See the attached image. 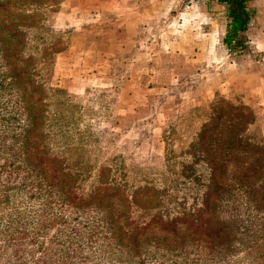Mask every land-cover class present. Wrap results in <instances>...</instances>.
I'll return each instance as SVG.
<instances>
[{
	"label": "trees",
	"instance_id": "obj_1",
	"mask_svg": "<svg viewBox=\"0 0 264 264\" xmlns=\"http://www.w3.org/2000/svg\"><path fill=\"white\" fill-rule=\"evenodd\" d=\"M39 1L0 0V149L24 159L32 168L21 164L17 169L37 171L40 186L50 190L49 198L54 195L64 203L76 198L67 185L77 180L73 175L82 177L99 166L100 185L80 201L99 205L94 209L101 219L86 227L73 226L70 235L89 240L102 235L109 245L129 248L127 252L144 238L151 241L152 251L145 253L141 264L148 258L155 264H180L190 262L191 256L195 263H226L231 246L245 245L248 255L256 254L249 261L264 262V253L252 250L260 240L264 242V137L254 140L238 129L239 139L234 130L223 127L225 113L218 112L216 122H205L190 141L191 161L177 162L171 140L176 131L170 129L165 162L167 167L180 168L168 170L176 179L166 178L163 189L151 183L131 191L127 183L114 182L112 177L127 170L121 156L101 163L99 156H106L101 138L90 141L95 133L89 127L81 129L83 121L74 128L73 118L61 110L57 117L53 113L56 95L64 94L52 87L54 69L58 58L74 47L75 37L49 26L65 0ZM207 1L225 9L223 45L228 53H245V33L254 19L249 6L254 0ZM89 49V55L82 53L85 58L93 50L96 53L91 45ZM84 64L96 73V60ZM63 98L58 105L70 107L68 98ZM115 100L119 102L118 94ZM54 146L59 147L57 152ZM48 255L44 262L56 264Z\"/></svg>",
	"mask_w": 264,
	"mask_h": 264
},
{
	"label": "rangeland",
	"instance_id": "obj_2",
	"mask_svg": "<svg viewBox=\"0 0 264 264\" xmlns=\"http://www.w3.org/2000/svg\"><path fill=\"white\" fill-rule=\"evenodd\" d=\"M44 1L39 2L44 4ZM48 1L59 2V0ZM164 1L148 0L145 5L140 3V6L134 3L123 4L122 8L126 11L144 10L143 15L133 17V26L129 25L137 31L135 34L126 32L127 24L123 17L114 12H108L111 14L103 15L100 19L94 15L79 18L78 15L71 14L69 7L80 9L81 6H92L91 3L86 2L75 4L74 1L65 0L64 10L49 21V26L54 30L70 31L75 37L74 47L68 55L58 58L54 69L52 87L62 90L64 94L56 95L57 100L52 107L53 113L57 117L61 110L73 118L74 128L83 121L81 129L86 130L89 127L95 133L90 141L101 138L100 146L106 153V156H99L98 161L100 160L101 163L117 155L121 156L127 170H121V173L112 178H115L114 182L127 183L131 191L151 183L163 189L166 178L176 179L175 175L168 173V170L176 172L180 167L175 165L167 167L165 162L167 140H169L166 135L170 129L176 131L171 140L174 141V156L178 163L191 161V156L187 155L190 141L205 122L210 125L216 122L218 112L225 113L226 122L223 127H228L236 133L238 129L240 132L245 130V134L247 132V135L254 140L263 138L264 117L258 115L252 106L246 103L245 96L236 89L228 92L224 90L227 88L225 86L224 89L217 90L215 94L211 93L208 96L210 98L200 96L191 98V92L186 89L185 83L194 84L195 81L183 78L184 80H175L174 86L169 84L170 86L166 87L168 91L163 90L161 96L157 95V98H154V93L145 88L144 82L145 86L140 93L144 104L132 111H127L120 100L117 102L115 99L123 86L133 88L136 82L132 81L128 75L116 79L109 76L105 79L108 83L95 78V75L88 71L84 62L85 60L90 62L91 57L84 58L82 53L90 54L89 46L98 41L99 35H102V31L107 27L114 30L111 35L117 31L116 34L123 42L126 39L135 40L137 51H155L161 41L156 39L159 36L164 44L166 41L175 42L172 46L173 51L179 53L185 49L190 55V50L196 49L192 47L190 40L195 41V38H200L201 33L197 36L190 15L186 16L184 13L189 8L191 10L193 7L196 8L197 4L202 6L203 3L199 0H174L175 13L174 11L171 13L177 15H171V13L166 15L165 13L171 8L172 0ZM207 4L210 9L222 10L221 6ZM255 5L250 8L253 15L260 13V17L264 18V0H257ZM179 12L182 13L178 14ZM257 16L259 17L258 14ZM190 23L192 25H189ZM207 26L209 27V24ZM204 32L203 37L206 36ZM245 42L247 50L252 52L253 49L248 48L251 44H247L251 41L246 37ZM96 53L98 55L97 49ZM256 55L259 58L264 56V52H257ZM236 56H239V53H233L229 59L226 57L227 62L224 61V57H217L215 62L205 59L193 65L196 68H203L206 82L211 80L208 78L214 73L228 79L239 74L240 65L238 64L241 61L238 63ZM142 57L145 58V54ZM189 57L193 59L195 56L191 54ZM179 61L173 64L168 63L167 66L170 69H176L174 74L182 75L179 69H182L184 65ZM246 67L250 69L251 64H246ZM159 82L163 83L161 80ZM166 82L171 81L166 80ZM176 95L177 98L172 101L171 98ZM63 97L68 98L70 107L58 105V102L64 99ZM185 100H188L187 103ZM231 111L234 114H231ZM237 137L241 139L242 134L237 133ZM9 142L11 137L6 145ZM58 148L54 146L53 149L57 152ZM11 155L12 152L0 149V264H47L44 258L50 256L48 254H51L52 263L56 264H141L140 259L145 257V253L152 251L151 241H146L144 238L139 240V246H136L133 252H127L126 249L129 248L118 249L114 245H109V242L101 237L102 235L91 240L70 235L73 226L83 223L86 227L88 222L101 219V215H97L94 209L99 205L81 204L80 201L84 195L90 194L100 185L99 166L89 173H82V177L73 175L77 180L70 181L67 185H71L76 198L72 203H64V200L54 195L49 198L50 190L40 186V174L37 171L18 170L21 164L27 168L31 166L24 159ZM107 179L108 177L104 176L102 181ZM71 180L74 179L71 178ZM191 201L189 200L188 204ZM52 242L57 245H52ZM252 250L264 253L263 240H260ZM248 253L250 252L246 250V245L239 249L231 246L228 250L231 258L226 263H208L207 261L195 263L191 261L194 256H191L190 262L180 264H264L263 260L249 261L254 259L256 254L248 255ZM247 255L248 259H246ZM144 263L155 264L149 258Z\"/></svg>",
	"mask_w": 264,
	"mask_h": 264
},
{
	"label": "crops",
	"instance_id": "obj_3",
	"mask_svg": "<svg viewBox=\"0 0 264 264\" xmlns=\"http://www.w3.org/2000/svg\"><path fill=\"white\" fill-rule=\"evenodd\" d=\"M69 1H74L76 2L75 4L81 2L92 4V6L88 7L81 6L80 9L69 7L71 14L74 13L75 15H78L79 18L94 15L100 19L103 15L111 14L108 12L119 14L127 24L126 32L128 34H135L137 31L133 27L130 28L129 25L133 26V17H135V15H143L144 10L137 9L132 12L126 11L122 8L123 4L134 3L135 5L140 6V3L145 5L148 0ZM199 1L203 3L202 6H199L201 4H197L196 8L193 7L194 9L192 8V10L189 8V10L184 13L186 16L190 15L197 36L201 33L200 38H195V41L190 40L192 47L196 48L193 49V51L190 50V55L188 54V50L185 49L181 50L179 53L178 51H173L172 46L175 42L173 40L171 42L166 41L164 44L159 36H157L156 39L161 41L155 51H137L135 48V40L126 39V41L123 42V40L121 41L120 36L116 34L117 31H115L114 35H111L114 30L107 27L102 31V35H99L98 41L92 45V49L98 50V55L94 53V50L91 55V62L96 60V63L98 64V67L95 68V78L105 80L109 78V76L116 79L120 76L127 77L129 75L130 79L136 82L133 88H127V85H125L119 91V100L123 105V108L127 111H132L138 106L140 107L144 104L140 93H142L141 89L145 84V88L147 87L152 94L154 93V98H157V95L161 96L163 94V90L168 91L166 87H168L169 84L174 86V84H176L174 82L175 80L179 81L181 79L184 80L183 78H185L190 81H195L194 84L188 82L185 83L186 89L191 92V98L197 96H200L201 98H210L208 96H210L211 93L215 94L217 90H222L227 86L224 90H227L228 92L233 89L240 91L245 96L244 100L246 103L252 106V109L258 115L264 117V56H259L258 58V55H256L257 52H264V18L260 17V13H257L259 17L257 14L254 16L253 22L245 33V37L251 41L247 42V44H251L248 48H252L253 50L252 52L248 50L245 51V53L240 52L239 56H236L238 63L241 61V63L238 64L240 65L239 74L226 79L225 77L220 76V74L218 75L214 73L208 78L211 80L206 82L203 68H196L193 63L198 64L205 59L215 62L217 57H224V61L227 62L226 57L229 59L232 55L228 53V50L223 45L225 29L228 23V19L225 17V9L223 7L222 10L218 8L210 9L207 0ZM74 2L72 4H74ZM256 2L257 0L250 2L249 8L256 6ZM65 4L66 2H64L62 6V10H64V7L66 6ZM167 4H169V2ZM174 4V0H172V2H170L171 8L165 13L166 15H169L174 11ZM174 13H171V15H177ZM181 13L182 12H179L178 14ZM194 17L195 19H193ZM192 23L189 25H192ZM207 24H209V27ZM173 26L175 27V25ZM203 32L206 33L205 37H203ZM143 54H145V58L142 57ZM191 54L195 56L193 59H190L189 57ZM96 57L98 59H96ZM177 60H180L179 62L184 65L182 69H179V72L182 75L174 74L176 69H170L167 66L168 63L173 64ZM85 61L88 62L87 60ZM235 63H237V61H235ZM246 64H251V68L248 69ZM237 79L238 81H235ZM160 80L163 81V83L159 82ZM166 80L171 82H166ZM175 98H177V95L176 97L171 98V100L174 101ZM187 101L188 100H185V103H187Z\"/></svg>",
	"mask_w": 264,
	"mask_h": 264
}]
</instances>
